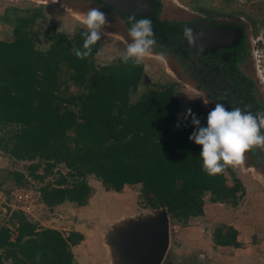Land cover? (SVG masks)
Segmentation results:
<instances>
[{
  "label": "trees",
  "instance_id": "trees-1",
  "mask_svg": "<svg viewBox=\"0 0 264 264\" xmlns=\"http://www.w3.org/2000/svg\"><path fill=\"white\" fill-rule=\"evenodd\" d=\"M45 17L42 9L27 11L17 17L13 39L0 40V153L30 162L28 177L41 182L59 165L69 170L41 189L43 204L86 206L92 193L86 178L93 175L117 193L141 185L150 208L166 209L181 223L204 215L207 195L211 203L239 206L246 190L235 175L233 185L228 183L230 169L214 176L203 171L201 147L189 140L191 118L172 127L180 112L173 87L148 90L133 101L143 81V62L119 59L97 66L99 41L91 54L77 57L86 29L69 38L54 27L48 49L40 50L35 27ZM71 85L81 90L72 93ZM192 112L206 123L201 108ZM11 174L16 181L26 179L22 172ZM68 176L76 179L70 182ZM11 216L12 226H0V264H75L73 247L84 241L82 233L45 228L22 213ZM238 236L236 228L220 227L213 241L240 248ZM200 256L192 253L178 264H194L197 258L204 264L205 254Z\"/></svg>",
  "mask_w": 264,
  "mask_h": 264
},
{
  "label": "rangeland",
  "instance_id": "rangeland-1",
  "mask_svg": "<svg viewBox=\"0 0 264 264\" xmlns=\"http://www.w3.org/2000/svg\"><path fill=\"white\" fill-rule=\"evenodd\" d=\"M160 1L162 3V13L164 17H183V13L190 12L211 13L224 19L234 17L238 21L244 23L246 25L248 41L261 37L260 34L264 33V5H259L257 7H253L252 5L249 6L248 0H246V2L240 0V2L236 3L229 0ZM64 6L71 8L76 13L80 12L83 16L90 8L95 7L102 9L106 13L109 22L104 26V33L100 40V48L102 47L104 53L111 56L112 59L111 61H107L103 57L96 56L94 62L97 66L109 65L116 63L122 58L128 43L131 41L125 34L124 24L115 10L94 0H65L64 4L60 3V0H0V38L12 39V30L17 17H23L26 15L27 11H34L35 9H42L45 16L48 15L44 20H38L35 27L40 33L36 43L37 48L40 50L48 49L50 45L48 35L52 32L54 27L58 31L65 33L69 38H73L81 29L87 30V28H83L86 26L82 21H77L69 17V14L63 8ZM14 9H16L17 12L14 11ZM261 13H263V15L259 16ZM4 18L10 19L11 27L10 24L7 25L4 23ZM261 22H263V24H261ZM254 49L260 50V52L263 50L264 55V34L262 40L254 45ZM158 56L160 55H153L150 53L145 57L143 61L145 79L143 78L139 91L132 100L137 101L145 92L151 89L162 90L173 87L179 98L180 112L172 127L176 128L178 118L180 122L184 121L183 115L189 108L192 111L197 107L201 108L203 115L202 121L206 122L207 114L210 111L208 104L183 83L176 82L174 77H172L167 70V64H170L168 59H163V57ZM260 60L259 58V61ZM258 65L261 66L264 75L263 62H259ZM80 90L81 89L75 85L70 86V92L72 93H78ZM262 93L264 96V92ZM244 163L245 161L237 167L227 166V168L230 169V171L228 170L229 172L226 173L228 183L233 185V175H235L240 179L243 185L246 182L245 184L250 191L257 190L256 184L264 191V170L263 172L254 170L251 167L252 165L246 164L244 166ZM30 164V162L17 161L11 159L4 153H0V226H12L13 221L11 215L13 212H16L24 214L29 221L39 222L43 227H53L66 234L72 231L82 233L86 242H82L73 249L75 252V264H108L104 260L105 256L103 257L102 248L108 249L111 253L110 257H108V254L106 255V259L108 258L115 262L114 259L117 258L115 257V249L112 243L113 240H116L115 236L122 231L120 227L123 228L125 223L133 219L140 217L148 218L150 215L154 216L157 212L162 211V209H153L147 205V201L142 194L141 185H134L126 194L120 195L114 191L108 190L106 186L93 175H89L86 178L92 189L91 197L86 206L81 207L75 203L65 202L53 208H48L41 200V189L48 184H54L59 178V173L68 175L69 170L65 165H59L55 169L56 172L53 176L41 182L33 177H28L27 167ZM15 171L24 173L26 179L16 181L15 177L11 174ZM75 179L74 177L68 176L70 182ZM245 190L247 193L246 188ZM19 195H27L28 197L25 201L18 203L15 197ZM254 197L256 196L254 195ZM205 201L207 212L201 218L195 220L190 219L187 223H181L173 220L169 215L170 227L172 226L175 231H180L188 226L197 229L194 235L199 236L201 239L199 237L198 239L203 240L202 246L200 245L201 248L199 246L191 248V250L189 249L190 253H193V255L197 257H201L200 255L203 253L206 255L205 258H207V252L211 251V249L206 239L208 240V238H210V233H213L215 229L220 227L227 231V228L230 227L229 223L232 222L231 220L238 218L233 217L232 214L228 212L232 209L237 210L242 207H244L245 211L240 214L239 221H246V224L252 222L254 229L251 230V232H249L248 229L239 231V234H243V238H241L243 242L240 250H247L249 247H252L253 253L257 252L260 254L263 252V249L261 250L260 246L257 247L256 245L264 243V235L258 230H255L256 226H254V223L257 222L259 225L260 221L262 222L263 220L264 198L262 202L243 198L237 208L229 204L214 205L210 202L208 195ZM27 206L30 208L26 209L28 208ZM256 219L259 221H256ZM175 231L172 232L170 230L173 239L171 241L170 238V250L166 261H175V264H178V262L186 258L182 251L183 249L185 250V247L182 249L180 245L174 243L175 240L178 241L184 238L179 236L176 237L178 233ZM182 254L183 256H180ZM201 260V258H197L194 260V264H200ZM210 262H215L214 257L211 258Z\"/></svg>",
  "mask_w": 264,
  "mask_h": 264
},
{
  "label": "flooded vegetation",
  "instance_id": "flooded-vegetation-1",
  "mask_svg": "<svg viewBox=\"0 0 264 264\" xmlns=\"http://www.w3.org/2000/svg\"><path fill=\"white\" fill-rule=\"evenodd\" d=\"M157 1L159 11L150 17L156 38L151 53L168 59L170 64L166 62L167 70L176 82L183 83L199 95L210 110L220 102L228 108L240 107L253 114L264 112V75L258 65L264 55L263 50L260 52L254 49V45L262 37L248 41L246 25L234 17L224 19L202 12L183 13V17H164L162 3ZM116 13L124 24L125 34L130 38V20L141 17ZM185 26L193 29V42L185 38ZM240 27L244 28V37L239 43L229 40L226 46L215 45L216 40L210 37L211 32L225 29L234 31ZM143 78L145 79V74ZM244 161V166L249 164L252 169L263 172L264 146L249 149Z\"/></svg>",
  "mask_w": 264,
  "mask_h": 264
},
{
  "label": "clouds",
  "instance_id": "clouds-1",
  "mask_svg": "<svg viewBox=\"0 0 264 264\" xmlns=\"http://www.w3.org/2000/svg\"><path fill=\"white\" fill-rule=\"evenodd\" d=\"M108 22L102 9L93 7L84 14L82 23L88 31L82 33L83 50H75L77 57L83 58L93 52V46L102 39L104 26ZM128 34L131 41L124 51L122 62L131 61L134 65H140L156 44L151 18L144 16L130 20ZM183 34L189 42L194 41L191 27L185 26ZM96 55L107 61L112 59L104 53L102 47L96 49ZM189 117L194 126L189 140L201 147L199 157L202 169L210 176L222 173L227 166H240L249 149L264 146V112L253 114L240 107L228 108L217 102L208 112L205 124H201L200 118L190 108L186 110L183 119ZM176 127H180L179 118Z\"/></svg>",
  "mask_w": 264,
  "mask_h": 264
},
{
  "label": "water",
  "instance_id": "water-1",
  "mask_svg": "<svg viewBox=\"0 0 264 264\" xmlns=\"http://www.w3.org/2000/svg\"><path fill=\"white\" fill-rule=\"evenodd\" d=\"M113 8L122 16L151 17L158 13L157 0H95ZM215 45L226 46L231 40L239 43L244 37V28L234 31L211 32ZM130 220V219H129ZM112 246L115 249L114 264H163L170 250V217L166 209L148 218H137L120 227ZM117 260V261H116Z\"/></svg>",
  "mask_w": 264,
  "mask_h": 264
},
{
  "label": "crops",
  "instance_id": "crops-1",
  "mask_svg": "<svg viewBox=\"0 0 264 264\" xmlns=\"http://www.w3.org/2000/svg\"><path fill=\"white\" fill-rule=\"evenodd\" d=\"M229 1H232L233 3L234 2L235 3L236 2H240V0H229ZM243 1L246 2V0H243ZM64 2H65V0H60V3L64 4ZM248 5L249 6L252 5L253 7H257L259 5H264V0H248ZM63 8L69 14V17H71V18H73V19H75L77 21H82L83 15H81L80 12L79 13H76L71 8H68L67 6H64ZM261 15H263V13L259 14V16H261ZM46 16H48V15H46ZM3 21L7 25L11 23L6 18H4ZM261 24H263V22H261ZM10 27H11V24H10ZM83 28H86V27H83ZM12 34H13V32H12ZM263 34L264 33H261L260 34L261 37H263ZM12 39H1L0 38V40H6V41L7 40H12ZM262 62H263V66H264V58H263ZM243 183H244V181H243ZM244 186L247 189V193H246V195H245L244 198H246L247 200H253V201H261V202L263 201L264 191L262 190V188H260L258 186V184H256V186H257L256 189L257 190H255V191H250V189L246 186L245 183H244ZM130 188H132V185H127V186H125L124 190L121 193H118V194L124 195V194L127 193V191ZM254 195L256 197H254ZM126 200H128V199H126ZM212 204H214V205H223V204H220V203H212ZM206 208H207V206L205 204V208H204L205 213H204V215L207 212ZM243 209H244V207H242L240 209L238 208L237 210L232 209V210H230L228 212V213L232 214L233 217H238V218H235V219L231 220L232 222L229 223V226H232V227L236 228L238 230V232L240 230H245V229H248L249 232H251V230L254 229L252 222H249L248 224H246V221H239L240 214L243 211H245V209L244 210ZM203 216L193 217L191 219H194L195 220V219L201 218ZM262 217H263L262 222L260 221V224L259 225L257 224V222H255L254 223V226H256V229L255 230H258L259 232H261L262 235H264V225H263L264 224V214H263ZM230 218H231V216H230ZM256 221H259V220L256 219ZM31 222L39 223L37 221H31ZM45 228H53V227H45ZM171 228H172V226L170 227V230L172 232H174L175 230L173 228L172 229ZM195 231H197V229L194 228V227H191V226L190 227L189 226L188 227H185V228H183L180 231H175V232L178 233V235H176V237L179 236L181 238H184V239H179V240L177 239L178 241L175 240L174 243L180 245L182 249L185 247V250L184 249L182 250L184 252L183 254H184L185 258H187L190 254H192V253H190L191 248H196V247H199L200 245L202 246L203 240H200L201 238L199 236H195L194 235V232ZM198 237L200 239H198ZM170 238H171V241H172L173 238H172L171 234H170ZM241 238H243V234L242 235L239 234V236H238V240L242 243L243 241H241ZM206 241H207V244L210 245L211 251L207 252L208 257L206 258V261H205L204 264H226V263H228V264H230V263H232V264H264V248H263L264 247V243L263 244L261 243L260 245H258V244L256 245L257 247L260 246L261 250L263 249V252L259 254L257 252L256 253L255 252L253 253V248L252 247H249L247 250H240L241 248L217 246V245H215V243L213 241V233H210V238H208V240L206 239ZM83 242H86V239H84ZM201 246H200V248H201ZM75 247H77V246H75ZM75 247H73V249H75ZM102 251H103V257L105 256L104 257L105 258L104 259L105 262H107L108 264H113V262L110 259H108V258L106 259V255L107 254H108V257L111 256L110 251L108 249H104V248H102ZM168 254H169V252H168ZM168 254H167V256H168ZM183 254L180 255V256H183ZM167 256H166V258H167ZM213 257H214L215 262H212L211 263L210 261H211V258H213ZM163 264H167V261L165 260V262Z\"/></svg>",
  "mask_w": 264,
  "mask_h": 264
},
{
  "label": "built area",
  "instance_id": "built-area-1",
  "mask_svg": "<svg viewBox=\"0 0 264 264\" xmlns=\"http://www.w3.org/2000/svg\"><path fill=\"white\" fill-rule=\"evenodd\" d=\"M28 196L27 195H25V196H23V195H19L18 197H15V199L18 201V203H20V202H22V201H25L26 200V198H27ZM25 198V199H24ZM24 199V200H23ZM16 201V202H17ZM28 208H26V209H29L30 207L29 206H27Z\"/></svg>",
  "mask_w": 264,
  "mask_h": 264
},
{
  "label": "bare ground",
  "instance_id": "bare-ground-1",
  "mask_svg": "<svg viewBox=\"0 0 264 264\" xmlns=\"http://www.w3.org/2000/svg\"><path fill=\"white\" fill-rule=\"evenodd\" d=\"M151 65V64H150ZM246 183V182H245ZM247 184H248V182H247ZM247 186V185H246Z\"/></svg>",
  "mask_w": 264,
  "mask_h": 264
}]
</instances>
